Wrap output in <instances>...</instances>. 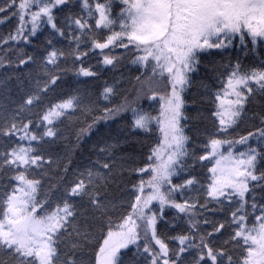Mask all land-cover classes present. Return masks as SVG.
Instances as JSON below:
<instances>
[{"label":"snow or ice","instance_id":"snow-or-ice-1","mask_svg":"<svg viewBox=\"0 0 264 264\" xmlns=\"http://www.w3.org/2000/svg\"><path fill=\"white\" fill-rule=\"evenodd\" d=\"M13 18L0 264H264V0H0Z\"/></svg>","mask_w":264,"mask_h":264},{"label":"trees","instance_id":"trees-1","mask_svg":"<svg viewBox=\"0 0 264 264\" xmlns=\"http://www.w3.org/2000/svg\"><path fill=\"white\" fill-rule=\"evenodd\" d=\"M17 24V21L15 18L9 20L8 22L4 23V24H0V35H7L8 32L10 31H13L15 26ZM93 63H95V61L93 60L92 61ZM137 73L135 72V70L133 69L132 71V75L135 76ZM103 78H106V77H102ZM85 80L86 83L88 84H93V83H96V84H99V82H95V81H91V80H87L86 78H82ZM126 88H129L130 86L129 85H125ZM13 96H16V91L15 89H13ZM145 107H147V103H145ZM240 131V130H238ZM134 147V146H133Z\"/></svg>","mask_w":264,"mask_h":264}]
</instances>
